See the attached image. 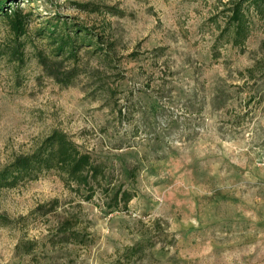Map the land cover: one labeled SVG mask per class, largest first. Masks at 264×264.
Masks as SVG:
<instances>
[{
    "label": "rangeland",
    "instance_id": "obj_1",
    "mask_svg": "<svg viewBox=\"0 0 264 264\" xmlns=\"http://www.w3.org/2000/svg\"><path fill=\"white\" fill-rule=\"evenodd\" d=\"M9 1L27 19L0 15V168L59 129L104 177L2 186L0 264H264V2L233 45L232 0ZM72 25L92 33L70 57Z\"/></svg>",
    "mask_w": 264,
    "mask_h": 264
},
{
    "label": "trees",
    "instance_id": "obj_2",
    "mask_svg": "<svg viewBox=\"0 0 264 264\" xmlns=\"http://www.w3.org/2000/svg\"><path fill=\"white\" fill-rule=\"evenodd\" d=\"M6 1L0 0V15L8 19L14 34L20 36L26 31L27 13L23 12L19 7L5 8ZM10 1L12 2L13 0ZM262 2L264 0H232L230 7H228L230 13L221 35H226L227 40L233 45H241L250 30L249 19L244 6L252 3L255 8L261 10L260 5ZM7 9L9 10L7 11ZM72 28H74L72 34L70 31L59 33L57 46V51L62 50L61 53L67 51L70 57L75 52L76 44L77 46L84 44L78 41L79 32L83 33L80 40L82 38L85 40L92 33L86 26L72 25ZM41 168L56 169L62 174L64 179L74 182L88 192L93 190L95 184H100L101 179L104 177V169L101 162L95 161L89 151L79 149L77 144L65 132L53 129L33 151L18 155L10 163L0 168V188L12 184L25 175H31ZM131 197L132 193L129 190L118 189L113 195L115 200L113 205L122 204L125 206ZM57 229L63 233L65 240L71 242H81L85 238L84 233H77L78 231L73 227V223L69 218H65L57 226Z\"/></svg>",
    "mask_w": 264,
    "mask_h": 264
}]
</instances>
